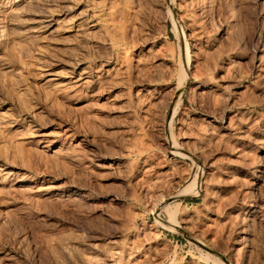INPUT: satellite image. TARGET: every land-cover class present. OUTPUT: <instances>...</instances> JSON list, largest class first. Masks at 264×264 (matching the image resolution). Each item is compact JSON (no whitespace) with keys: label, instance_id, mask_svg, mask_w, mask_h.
<instances>
[{"label":"rangeland","instance_id":"obj_1","mask_svg":"<svg viewBox=\"0 0 264 264\" xmlns=\"http://www.w3.org/2000/svg\"><path fill=\"white\" fill-rule=\"evenodd\" d=\"M0 21V264H264V0Z\"/></svg>","mask_w":264,"mask_h":264},{"label":"bare ground","instance_id":"obj_2","mask_svg":"<svg viewBox=\"0 0 264 264\" xmlns=\"http://www.w3.org/2000/svg\"><path fill=\"white\" fill-rule=\"evenodd\" d=\"M5 19V18H4ZM1 21H3V20H1ZM0 21V22H1ZM4 23V22H3ZM6 23V22H5ZM2 26V25H1ZM5 26V25H4ZM1 28V27H0ZM2 32H6V31H4V29L2 30ZM3 34V33H2ZM2 34H1V37H2ZM4 36V35H3ZM4 38V37H3ZM2 39V38H1ZM0 39V40H1ZM190 52L191 51H189V47L188 46H186V51H185V58H186V62H187V67H189L190 66V64H191V54H190ZM190 68V67H189ZM188 74V73H187ZM185 75H186V73H185ZM187 76V75H186ZM189 77V76H188ZM172 148H174L175 149V147H173L172 146ZM171 206V205H170ZM170 206H169V204H163V205H161V207L159 208V210L160 211H169L170 210ZM172 209V208H171ZM170 215V214H169ZM173 216V215H172Z\"/></svg>","mask_w":264,"mask_h":264}]
</instances>
